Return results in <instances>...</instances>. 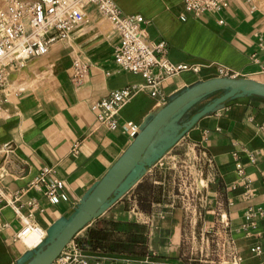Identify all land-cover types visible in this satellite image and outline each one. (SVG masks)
<instances>
[{"label":"crops","instance_id":"0c3cea01","mask_svg":"<svg viewBox=\"0 0 264 264\" xmlns=\"http://www.w3.org/2000/svg\"><path fill=\"white\" fill-rule=\"evenodd\" d=\"M114 1L124 13L144 16L145 35L152 41L166 40L171 61L201 68L166 78L160 93L152 95L142 73L121 69L115 62L120 36L94 3L84 4L88 19L68 38L54 42L46 54L29 58L23 66L10 67L0 84V192L12 201L0 199V264H17L37 245L15 236L24 217L30 214L46 232L64 223L129 145L131 125L139 130L186 87L220 75L219 64L237 76L264 82V0H229L220 13L200 15L187 11L183 0ZM75 58L88 64L81 81L73 78ZM134 83L141 87L118 108L117 126L100 122L93 103ZM208 95L199 100L201 105L212 99ZM197 108L194 103L185 114L190 116ZM177 144L195 153L180 161V168H187L183 162L187 163L190 171L195 169L191 179L206 182L202 189L206 208L190 211L204 222L198 225L181 206L179 190H168L167 174L175 167L163 155L89 224L108 229L104 247L80 241L89 225L74 237L81 253L91 262L115 264H229L228 249L219 246V260L198 252L199 236L217 233L232 241L242 257L238 264H264V212L256 214L255 224H246L249 207L254 211L264 207V97L237 95L203 115ZM249 151H256V161ZM238 161L255 188L250 198L237 180ZM49 165L65 180L67 199L52 202L34 188L22 192ZM258 243L260 253L251 249Z\"/></svg>","mask_w":264,"mask_h":264},{"label":"built area","instance_id":"2783aa9c","mask_svg":"<svg viewBox=\"0 0 264 264\" xmlns=\"http://www.w3.org/2000/svg\"><path fill=\"white\" fill-rule=\"evenodd\" d=\"M85 3H94L103 16L114 24L120 36V42L114 53L115 62L121 69L142 73L145 78L144 85L148 87L152 95L156 96L160 93L161 82L166 78L183 70H200L201 65L198 64L171 61L167 55L169 50L167 41L164 39L152 41L145 35L144 16L139 12L124 13L114 0H8L6 5L0 7V84L5 80L10 67L23 66L29 58L46 54L54 42L68 38L78 24L86 21L88 15L83 8ZM183 3L187 11L200 15L220 13L227 7L229 0H183ZM73 66V78L81 81L87 72L88 64L75 58ZM218 71L220 75L237 76V73L224 64L218 65ZM139 87H141L140 84L134 83L116 88L95 101L92 109L96 111L98 120L111 128L116 127L118 108L129 94ZM131 127L134 136L138 131L137 125L132 124ZM248 155L252 161H256V151H249ZM236 169L237 180L243 183L245 188V197L250 198L255 188L246 175L241 161L237 162ZM0 175H3V172H0ZM29 188L41 191L52 202L68 198L65 180L57 174L53 165L43 167L27 183L22 192ZM2 198L4 197L0 192V199ZM4 199L6 203L12 202L6 197ZM263 212L264 207H259L257 211L249 207L246 213V224H255L256 214ZM23 221L22 228L16 233V237L24 238L26 234H34L38 237L36 244L46 237L47 232L33 220L30 214L24 217ZM220 248L228 249L232 257L229 264H238L242 259L232 241L224 239ZM251 249L260 253L262 245L258 243ZM50 264L115 263L101 259H93L91 262L89 257L81 253L79 244L72 239Z\"/></svg>","mask_w":264,"mask_h":264},{"label":"water","instance_id":"95a60500","mask_svg":"<svg viewBox=\"0 0 264 264\" xmlns=\"http://www.w3.org/2000/svg\"><path fill=\"white\" fill-rule=\"evenodd\" d=\"M220 91L186 119V110L208 94ZM239 94L264 97V82L250 77L217 75L200 80L161 106L134 134L131 142L112 163L64 223L17 264H50L93 219L121 198L146 170L173 147L205 114Z\"/></svg>","mask_w":264,"mask_h":264},{"label":"rangeland","instance_id":"374dc122","mask_svg":"<svg viewBox=\"0 0 264 264\" xmlns=\"http://www.w3.org/2000/svg\"><path fill=\"white\" fill-rule=\"evenodd\" d=\"M2 1L4 2L1 3ZM7 1L8 0H1L0 7L6 5ZM219 92L220 91L214 92L208 95L207 97L212 98L214 95H216ZM206 101L207 100H204V102ZM202 103L203 102L197 101L195 104L199 107ZM188 117L189 116L185 114L183 115L182 119H186ZM177 143L163 154L164 160L169 161L175 167L171 172H168L167 177L170 179H166V182L169 185L168 186L169 191L171 192H177V190L180 191V193L183 195L181 199V206L187 209L189 215H192L191 214L192 212H190L191 209L195 208L197 209V212H199L198 211L199 209L206 208L207 203L205 197L204 196L202 197V191H203L202 189L206 182L204 179H191L192 174L193 175L195 174V169L193 168L192 170L193 172L190 171V168L187 166V163L183 162V164H185L187 168H183V169L182 167L180 168V161L185 159L186 160L190 159V157L193 156L195 153L193 151L191 152L187 147L181 146L180 144ZM180 173L181 175H179ZM177 202L178 200H176V204H179ZM192 216L195 219H197L198 225L204 222V221L203 222L200 221V219L204 217L195 215L194 213ZM217 218H221V217L219 216ZM190 220L191 218L190 216H188V224L190 223ZM213 234L212 233L201 234L197 239V249L199 254L201 253L204 254V257L206 254H208L210 258L219 260L221 255V250H219V246L222 243V242L220 243V240L223 239H221L219 234L217 233L214 235Z\"/></svg>","mask_w":264,"mask_h":264},{"label":"trees","instance_id":"16d2710c","mask_svg":"<svg viewBox=\"0 0 264 264\" xmlns=\"http://www.w3.org/2000/svg\"><path fill=\"white\" fill-rule=\"evenodd\" d=\"M108 236H109L108 229H104L102 227H98L94 225H89L87 234L83 236L80 239V241L85 244H90L96 248L104 247L107 244L106 239L108 238Z\"/></svg>","mask_w":264,"mask_h":264},{"label":"bare ground","instance_id":"6f19581e","mask_svg":"<svg viewBox=\"0 0 264 264\" xmlns=\"http://www.w3.org/2000/svg\"><path fill=\"white\" fill-rule=\"evenodd\" d=\"M3 2L4 1H2L1 3H3ZM24 238L27 240L28 244H30V245H33L38 241V237L35 236L34 234H26V236H24Z\"/></svg>","mask_w":264,"mask_h":264}]
</instances>
